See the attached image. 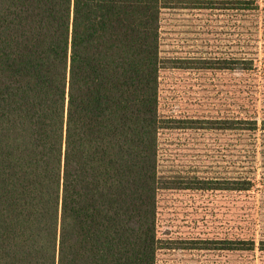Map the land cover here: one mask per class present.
<instances>
[{
  "label": "trees",
  "instance_id": "1",
  "mask_svg": "<svg viewBox=\"0 0 264 264\" xmlns=\"http://www.w3.org/2000/svg\"><path fill=\"white\" fill-rule=\"evenodd\" d=\"M170 3L0 0V264H156L159 191L249 192L260 170L264 192V0L220 1L240 16L241 51L217 63L241 75L238 111L198 127L238 133L237 177L174 187L160 176ZM216 246L264 252V238Z\"/></svg>",
  "mask_w": 264,
  "mask_h": 264
},
{
  "label": "rangeland",
  "instance_id": "2",
  "mask_svg": "<svg viewBox=\"0 0 264 264\" xmlns=\"http://www.w3.org/2000/svg\"><path fill=\"white\" fill-rule=\"evenodd\" d=\"M204 1L171 0L162 14L160 51L163 59L171 60V68L160 75L159 108L161 116L171 122L159 135L158 170L174 187L233 180L242 166L237 132L198 128L207 126L205 121L237 116L241 78L238 71L217 68L219 60L238 57L241 51L240 16L235 10L219 9L221 0H209V7L213 4L214 8L208 9L202 8ZM259 37L263 42L258 50L262 51L264 34ZM202 62L209 68H200ZM260 101L258 97L257 105ZM260 178L257 170L249 192L159 191L157 235L165 248L157 253L156 264H264V252L216 248V241L225 239L254 238L257 242L264 238ZM202 243L204 247L209 243L212 250L190 248Z\"/></svg>",
  "mask_w": 264,
  "mask_h": 264
}]
</instances>
